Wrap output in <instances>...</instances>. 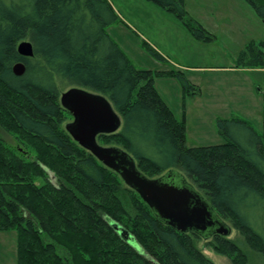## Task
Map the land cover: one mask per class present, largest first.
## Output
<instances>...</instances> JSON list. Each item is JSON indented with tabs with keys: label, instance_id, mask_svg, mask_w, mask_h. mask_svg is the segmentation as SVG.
<instances>
[{
	"label": "trees",
	"instance_id": "16d2710c",
	"mask_svg": "<svg viewBox=\"0 0 264 264\" xmlns=\"http://www.w3.org/2000/svg\"><path fill=\"white\" fill-rule=\"evenodd\" d=\"M148 1L195 39L214 40L184 0ZM245 1L264 21V0ZM118 21L109 0H0V128L17 144L0 138V232L16 231L18 264H215L198 248L206 237L169 226L73 140L65 129L72 116L60 103L64 86L105 96L121 117V129L100 135V146L127 152L149 179L173 173L178 182L183 173L204 193L238 235L210 236L216 254L232 264H250L254 254L264 264V133L243 118L218 119L224 143L189 147L186 123L160 96L155 74L135 67L109 36ZM23 41L32 43V58L19 55ZM263 44H248L239 68H261ZM158 75L178 79L187 96L200 93L181 72Z\"/></svg>",
	"mask_w": 264,
	"mask_h": 264
},
{
	"label": "rangeland",
	"instance_id": "374dc122",
	"mask_svg": "<svg viewBox=\"0 0 264 264\" xmlns=\"http://www.w3.org/2000/svg\"><path fill=\"white\" fill-rule=\"evenodd\" d=\"M109 2L124 20L120 19L108 28L109 36L135 67L155 74L160 96L177 120L186 123V143L189 147L224 143L217 130L218 119L239 117L251 120L252 125L264 133V98H253L254 90L263 94L264 74H252L254 80L259 82L261 92H258L247 77L251 74L231 70L239 68V55L248 44L264 41V21L245 0H184L189 16L214 36L211 42L195 39L173 13L148 0ZM144 43L156 50L163 61L154 58L143 47ZM160 72H181L200 93L194 97L185 95L178 79L159 76ZM62 89V92H66L70 87L64 86ZM258 101V113L256 110L251 112L249 106L257 103L258 107ZM72 121L68 118L65 126ZM0 138L10 146L17 147L14 137L1 128ZM179 177L206 197L185 174L181 173ZM176 184L182 185L179 182ZM223 222L230 227L229 222ZM236 237V231L232 230L229 239ZM211 241V238L201 240L198 248L215 264H232L227 257L216 254L208 246ZM249 263L263 264L254 254H251ZM0 264H18L16 231L0 232Z\"/></svg>",
	"mask_w": 264,
	"mask_h": 264
},
{
	"label": "water",
	"instance_id": "95a60500",
	"mask_svg": "<svg viewBox=\"0 0 264 264\" xmlns=\"http://www.w3.org/2000/svg\"><path fill=\"white\" fill-rule=\"evenodd\" d=\"M18 53L22 57L32 58V43L21 42ZM13 72L18 77L23 76L24 64H16ZM60 103L72 116L73 121L67 123L65 129L73 140L105 167L117 172L126 186L135 190L169 226L181 232H199L206 238L215 233L225 236L230 234L231 230L215 213L210 203L181 177L178 182L182 185L179 186L173 173L162 178L149 179L138 171L135 160L127 152L98 144L100 135L114 134L122 126L121 117L105 96L71 87L61 94ZM113 228L124 240L128 239V233L122 227L113 224Z\"/></svg>",
	"mask_w": 264,
	"mask_h": 264
},
{
	"label": "crops",
	"instance_id": "0c3cea01",
	"mask_svg": "<svg viewBox=\"0 0 264 264\" xmlns=\"http://www.w3.org/2000/svg\"><path fill=\"white\" fill-rule=\"evenodd\" d=\"M115 11H116V9H115ZM119 16V20L121 19L122 20V18L120 17V15H118ZM122 21H124V20H122ZM197 59H195V61H196ZM175 66L177 67V66H179L178 64H175ZM195 69V68H194ZM231 70H234V71H239V72H244V73H249V74H251V76H247L251 81L250 82H252V84H253V88H256L257 90H258V92H261V88L259 87V82H258V80H254V77L252 76V74H256V73H262V74H264L261 70H260V68H257V69H251V68H231ZM264 76V75H263ZM256 79V78H255ZM193 82V81H192ZM258 87V88H257ZM263 88H264V85H263ZM254 90V89H253ZM262 92H263V94H264V91L262 90ZM260 95V93H256V91L254 90V95H253V98H260V99H262V96H263V98H264V95ZM263 100V99H262ZM214 101H215V99H214ZM263 102H264V100H263ZM197 104H199V102H196ZM201 105V104H200ZM258 107H257V103H254V104H252L251 106H249V110H251V112H253L254 110H256L257 111V113H258V109H259V107H260V102L258 101ZM262 106H263V104H262ZM248 119V118H247ZM250 120V119H249ZM250 122H251V120H250Z\"/></svg>",
	"mask_w": 264,
	"mask_h": 264
},
{
	"label": "built area",
	"instance_id": "2783aa9c",
	"mask_svg": "<svg viewBox=\"0 0 264 264\" xmlns=\"http://www.w3.org/2000/svg\"><path fill=\"white\" fill-rule=\"evenodd\" d=\"M263 56H264V49H263ZM260 70L264 73V64H263V66L260 68ZM263 91H264V89H263Z\"/></svg>",
	"mask_w": 264,
	"mask_h": 264
}]
</instances>
